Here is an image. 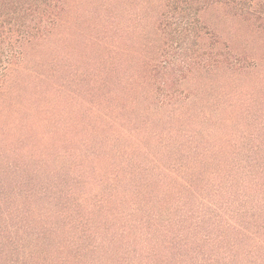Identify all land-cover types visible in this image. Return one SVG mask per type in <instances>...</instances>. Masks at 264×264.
Returning <instances> with one entry per match:
<instances>
[{
    "label": "trees",
    "instance_id": "16d2710c",
    "mask_svg": "<svg viewBox=\"0 0 264 264\" xmlns=\"http://www.w3.org/2000/svg\"><path fill=\"white\" fill-rule=\"evenodd\" d=\"M0 264H264V0H0Z\"/></svg>",
    "mask_w": 264,
    "mask_h": 264
}]
</instances>
